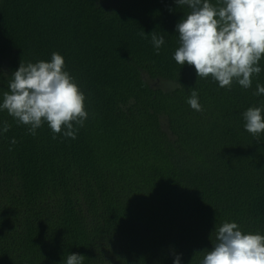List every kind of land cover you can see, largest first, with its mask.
I'll return each instance as SVG.
<instances>
[{
    "label": "trees",
    "instance_id": "obj_1",
    "mask_svg": "<svg viewBox=\"0 0 264 264\" xmlns=\"http://www.w3.org/2000/svg\"><path fill=\"white\" fill-rule=\"evenodd\" d=\"M189 11L175 0H0V103L21 61L57 52L89 114L76 139H53L47 123L32 136L0 111V264L73 253L199 264L224 221L264 235V133L243 119L264 105V58L248 89L197 77L173 59ZM141 30L164 36L159 55ZM191 89L203 111L187 103Z\"/></svg>",
    "mask_w": 264,
    "mask_h": 264
},
{
    "label": "clouds",
    "instance_id": "obj_2",
    "mask_svg": "<svg viewBox=\"0 0 264 264\" xmlns=\"http://www.w3.org/2000/svg\"><path fill=\"white\" fill-rule=\"evenodd\" d=\"M179 8L190 10L176 25L179 47L173 59L181 66H194L197 77L209 76L221 88L231 89L238 83L244 89L252 85L262 68L264 58V0H175ZM140 36L151 37L159 55L164 36L156 31ZM8 91L3 92L0 111L8 114L18 125L28 127V134L35 136L45 123L55 134L76 139L78 128L88 119L85 95L75 78L65 70V60L53 52L50 61L36 63L21 61L12 73ZM181 86V85H180ZM254 95L264 94V86L257 84ZM187 103L193 110L203 111L199 94L190 90ZM245 130L259 140L264 133V105L250 107L243 113ZM75 125V127H74ZM11 124H3L8 132ZM13 139L11 144H16ZM12 150L11 148L9 149ZM215 242L211 250L197 252L199 264H264V235L244 232L235 222L224 221L215 226ZM85 257L68 254L62 264H84ZM176 255L173 264H180Z\"/></svg>",
    "mask_w": 264,
    "mask_h": 264
}]
</instances>
